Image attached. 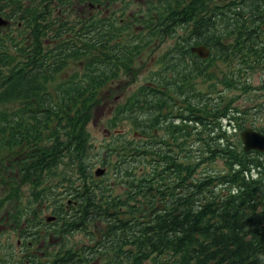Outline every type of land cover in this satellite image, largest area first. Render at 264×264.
<instances>
[{"label":"trees","instance_id":"1","mask_svg":"<svg viewBox=\"0 0 264 264\" xmlns=\"http://www.w3.org/2000/svg\"><path fill=\"white\" fill-rule=\"evenodd\" d=\"M143 1L128 18L79 15L78 25L58 6L35 9L21 28L31 42L0 44V210L21 237L39 240L50 208L62 245L44 264H264V152H244L227 135L223 118L247 112L217 88L245 90L242 74L264 67V0ZM172 35L156 72L115 107L111 123L121 115L133 126L97 162L116 176L96 178L86 140L91 107L145 48ZM171 74L183 95L175 100ZM250 128L264 133V125ZM214 160L227 166L199 171ZM78 230L89 239L66 246ZM12 256L0 264H22Z\"/></svg>","mask_w":264,"mask_h":264},{"label":"rangeland","instance_id":"2","mask_svg":"<svg viewBox=\"0 0 264 264\" xmlns=\"http://www.w3.org/2000/svg\"><path fill=\"white\" fill-rule=\"evenodd\" d=\"M99 1V0H93ZM121 7L118 8L115 6V2L117 0H101L100 8H93V15L97 18H102L109 16L111 14L112 18L116 17L118 13H121L123 17L128 18L131 14H135L138 10L139 5L141 4L142 8H145L143 4V0H139L140 3L138 5V0H118ZM119 7V6H118ZM110 11V12H109ZM91 12H88L85 7L84 11L79 12H66L64 18L68 19V22L75 23L78 25L77 17L79 15H87L89 16ZM1 23V21H0ZM91 26V25H90ZM180 33L181 30H179ZM174 35L163 38V40L155 42L150 47L145 48L143 52V56L141 59L135 62L133 70L131 72L121 71L117 78L110 81L105 88V92L99 97L96 101V106L91 107L90 111V120L86 126L87 130V142L90 146V153L92 155H96L94 160V164L92 166V170L96 167H101L97 161H101L100 159L107 153L108 147L111 148L116 144V140L123 136V132L126 127L133 126L126 118L122 119L121 115H118V118L114 121V125L111 123L116 114V105L118 103H123L127 99L129 95L138 90V88L145 84L146 79H150L151 76L156 72L154 71L156 67V59L162 54L170 45H172L174 40ZM23 42V41H22ZM48 46V45H47ZM220 67L223 66L225 68L226 64L221 63L218 64ZM71 66V65H70ZM74 69L79 68V65L73 64ZM183 67V66H182ZM186 67V66H185ZM185 67L179 70H183ZM188 67V66H187ZM71 68V69H73ZM70 69V70H71ZM153 70V71H152ZM66 72L69 71L68 67H66ZM180 73V72H179ZM63 76L65 74H62ZM156 75V74H155ZM243 77L241 80L247 81L251 87L245 90H239L236 88L225 89L222 84H218L217 88L223 91L226 97H234L233 106L241 108L245 110L247 114L238 115L240 118L238 120H234L231 123H227L226 119L229 117L223 118L222 122L224 126L230 125L231 128L227 129V135H231L233 140L238 139L242 149V143L240 140V133L243 129L248 127H261L264 125V67L262 65H257L255 68L248 69L247 72L242 74ZM175 78V74H171L166 77L167 81V91L173 92L170 96L175 100L183 95H179V92L173 88V81ZM249 78V79H248ZM166 91V92H167ZM219 91V90H218ZM190 94V93H189ZM174 96V97H173ZM222 96V95H221ZM256 104H261L259 108H256ZM254 106V107H252ZM262 108V109H261ZM239 125L236 127V125ZM108 128V131H107ZM223 129H225L223 127ZM226 130V129H225ZM129 131V130H125ZM131 131V130H130ZM129 131V132H130ZM125 134L130 135V133L125 132ZM264 161V154L260 157ZM199 171L205 172L208 169H213L215 171L225 168L227 165L225 161L214 160L213 162H209L203 164ZM93 172V171H92ZM116 176L115 170H108L102 177H105V182H110ZM253 179L259 178V175L256 172H253ZM20 194L26 195L28 191L24 190L23 186H20ZM115 192H120V189L115 188ZM262 195H264V186L262 188ZM7 199V183L0 182V200H3L1 204L4 207V203ZM12 203L9 201L6 205ZM47 214H51L50 208L44 210L41 213V217L43 218V224H41V236L43 238L39 240H35L31 238L26 240V238L21 237V233L19 229H16L15 224L12 222V219L6 214L4 209L0 210V258L6 259L9 254H13L12 259L15 258L17 260V255H21L22 264H44L46 260L52 259L51 254L55 256L58 253H61L60 247L62 242L56 239V233L59 229L57 223H53L55 220H44V216ZM39 226V227H40ZM89 229H95L96 224L93 222L89 224ZM37 227V229L39 228ZM40 232V230H39ZM63 234H67V231L62 232ZM21 239L22 241L26 240V245L28 249L18 248L20 246ZM89 239V235H86L82 230L74 231L72 234L66 236V246L71 244H76L78 247L80 244L86 242ZM22 253V254H21ZM89 263V264H97ZM20 264V263H18Z\"/></svg>","mask_w":264,"mask_h":264},{"label":"flooded vegetation","instance_id":"3","mask_svg":"<svg viewBox=\"0 0 264 264\" xmlns=\"http://www.w3.org/2000/svg\"><path fill=\"white\" fill-rule=\"evenodd\" d=\"M93 0H74L73 4L68 6L62 5L59 0H0V17L5 20V23L0 25V44L3 46H19L21 44L31 42L25 35H23L24 30H22L23 21L30 17V15L25 16L26 14H31L35 12V9H44V11L53 10L57 7V13H61V16L64 17L63 10L66 12H82L85 7L88 12H91L89 16L93 15L92 6ZM99 7L101 6L99 1H94ZM93 7V8H90ZM23 41V42H22Z\"/></svg>","mask_w":264,"mask_h":264},{"label":"water","instance_id":"4","mask_svg":"<svg viewBox=\"0 0 264 264\" xmlns=\"http://www.w3.org/2000/svg\"><path fill=\"white\" fill-rule=\"evenodd\" d=\"M191 51L196 52L200 57H206L208 56V49L205 48L204 46H194L191 48ZM241 141L243 143V150L244 151H249L251 149H256L259 151L264 150V135L261 134L258 131H255L250 128H246L243 130L240 134ZM104 169L103 168H97L95 170V174L97 176L103 174ZM53 220L54 218L51 216L46 217V220Z\"/></svg>","mask_w":264,"mask_h":264}]
</instances>
